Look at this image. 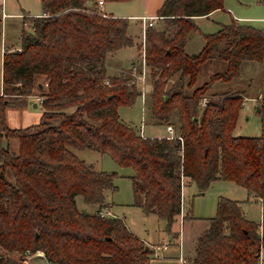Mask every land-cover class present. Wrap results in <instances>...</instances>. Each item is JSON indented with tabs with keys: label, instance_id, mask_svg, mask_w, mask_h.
Masks as SVG:
<instances>
[{
	"label": "trees",
	"instance_id": "1",
	"mask_svg": "<svg viewBox=\"0 0 264 264\" xmlns=\"http://www.w3.org/2000/svg\"><path fill=\"white\" fill-rule=\"evenodd\" d=\"M88 1L94 0H40V13L22 15L18 47L3 50L0 264H24L26 251L37 250L50 264H149L152 249L123 217L101 214L111 205L107 191L116 187V172L95 169L75 152L84 148L130 166L133 203L164 218L167 230L181 209L183 178L200 191L215 179L244 186L247 199L261 203L260 221L246 217L238 199L219 195L215 214L194 236L187 264H258L264 247V78L256 135L233 133L241 90L213 87L236 78L243 60L263 61L264 28L233 18L203 32L202 47L188 53L184 43L197 29L194 16L221 8L223 0H162L155 14L165 25L146 28L143 48L153 120L171 122L175 133L142 135L118 113L120 104L141 94L132 74L137 62L130 74L106 72L107 55L133 43L129 18ZM213 59L222 66L199 83L201 64ZM33 94L42 98L38 121L9 126L6 107ZM77 194L94 210L79 208Z\"/></svg>",
	"mask_w": 264,
	"mask_h": 264
},
{
	"label": "rangeland",
	"instance_id": "2",
	"mask_svg": "<svg viewBox=\"0 0 264 264\" xmlns=\"http://www.w3.org/2000/svg\"><path fill=\"white\" fill-rule=\"evenodd\" d=\"M19 1L20 3L17 5V7H9V9H18L20 11L28 10L30 14L40 13V0ZM158 1L159 0H106L104 3L105 10L101 8L104 11H111L114 14L122 16H128L130 14L138 15H132L130 18L132 24L134 23L136 30H138L136 35L141 41V48H139L140 51L138 52L139 60L136 61L137 64L135 65V69L132 70V74H134L137 79L138 85L141 89V94L137 95L134 101L128 105L120 104L118 106V113L124 122L132 125L142 135L170 134V132L166 130L167 123H157L152 117L151 102L148 96V90L150 88L148 68L145 66L143 72L142 63L140 61V54L143 48L142 44L144 40L143 32L148 26H146L144 30L142 27V19L135 18L141 17V15H154L152 13H154V8L157 6ZM247 6L252 7L254 4ZM225 15L226 13H224V16ZM213 17L215 18V15H213ZM195 24L197 29H191L190 32H192L191 34L197 33L194 36L196 39L201 41L204 39L202 36L203 32H212L217 28L215 21L211 20L210 18H199L196 20ZM4 25L5 27L3 30L5 32L6 43L12 42L17 45L20 42L21 28L23 26L22 17L8 15L3 21V26ZM24 25L27 28V24L24 23ZM164 25L165 22L161 18L156 17L153 21V24L150 26L163 27ZM195 38L192 37V40H195ZM134 51H136V47H127L122 49L118 53L117 61H119V63L121 62L125 67L130 66L129 62L131 61L130 59L132 55H134ZM139 63H141V66ZM117 64H114L112 57H109L108 72L116 74L118 72ZM219 67L220 65L217 63H209V61L201 64L197 77L198 82L200 83L206 79L208 71L219 69ZM137 69H140V71ZM263 78L264 64L261 62L257 63V61L253 59H245L242 65L240 64L238 79H232L227 82L218 81L216 86L213 87L215 90H241L243 95V103L239 110L240 115L237 124L233 129L234 134L256 135L260 133V114L256 108V103H258L257 97L263 85ZM235 80H238V83H236ZM1 96L10 98L14 97L12 94H2ZM28 98L35 100L34 94L30 95ZM22 101L24 100L16 99L15 106H20V104L23 103ZM39 108V106L33 107L31 105L27 116H24L23 113L17 114L15 109L10 108V113L8 111L10 123H14L13 125L19 126L37 122L39 115L36 113V111L39 110ZM168 123L171 124V122ZM173 133H175V128ZM9 142L11 147H13L16 144V139L10 137ZM75 152L86 162L91 163L95 169L116 172V175L113 179V183L116 185V187L114 189L108 190L107 192L111 202L110 210L113 214L122 216L129 229L144 239L146 244H148L152 249V255L149 260V264H175L173 262L170 263L167 259L157 258V255L159 256L162 254V251L156 250L155 246L166 241H169V246L172 244V242H179V239L182 243L183 255L186 257V259H188L191 253L187 252L186 248L189 244L190 237H192L191 234L188 235V231L191 227L190 225L193 223L195 224L196 222V220H194L191 216V213L197 217H200V220L214 215L216 212V202L219 195L240 199L241 201H239L241 202L242 208L246 211L245 213H247L246 215H248V217L255 220H258L260 217L259 202L247 199L245 187L234 182L233 180L219 179L211 182V184H209L205 190L200 191L193 181L183 178V186L181 189V202L183 204V211L179 212L175 216V220L172 223L171 228L167 230L165 227L166 221L164 218L158 217L154 213H146L139 205L133 203L132 182L129 176L132 173V168L130 166H121L108 153H102L92 148L75 149ZM75 199L79 208H85L89 211L94 210L95 205L86 204L80 194H77ZM189 214L191 217L187 218ZM197 225H201V222H199ZM171 240L172 242H170ZM261 256L264 258V247ZM23 263L50 264L44 257L41 250H37L34 253L26 251ZM177 264H179L178 260Z\"/></svg>",
	"mask_w": 264,
	"mask_h": 264
},
{
	"label": "crops",
	"instance_id": "3",
	"mask_svg": "<svg viewBox=\"0 0 264 264\" xmlns=\"http://www.w3.org/2000/svg\"><path fill=\"white\" fill-rule=\"evenodd\" d=\"M94 1H96V0H94ZM94 1H88V3L94 2ZM105 1L103 2L102 6H101L102 9H104ZM161 1L162 0H159L157 2V6H155V8H154L155 11L152 14L156 13V10L159 7ZM19 3H20L19 0H0V93L2 92V53H3V50L8 45L13 46V47H18V45H19V43L17 45H15L12 42L6 43L5 32L3 30L5 25L3 26V21L8 15L9 16H21L22 17L23 14H30L28 10L27 11L26 10L20 11L18 9H13V10L9 9V7L10 8L17 7V5ZM250 4H254V6H252V7L247 6ZM108 12L112 13L111 11H108ZM224 13H226L225 16H224ZM112 14H114V13H112ZM114 15H117V14H114ZM132 15L133 16H138V15L130 14L127 16L129 18V25H128L127 31L129 34H131L133 36V43L131 45L122 46V47L116 49L115 51H113L107 55V57H106V72H107V74H110V75L114 74V73L108 72V58L109 57H112L114 64L118 63L117 64L118 72L116 74H118L120 72H125V73L130 74L131 65L133 63H135L139 57L138 52L140 51L139 48H141L140 47L141 41H140V38H138V36L136 35L138 30H136L135 24L134 23L132 24V21L130 20ZM213 15H215V18L213 17ZM227 16H228V18H227ZM135 18H139V17H135ZM199 18H210L211 20L215 21L217 28H219V26L223 23L230 22V20L233 18L238 20V21L249 22V23H252L256 26H261L264 28V3L261 0H223V6L221 8H215L206 15L194 16V21L196 22V20ZM191 33L192 32H190V31L188 32L186 39H185V43H184V49L188 53L197 52L202 47V45L204 44V39H203V41H201V40H198L195 38L194 35H196L197 33H194V34H191ZM192 37H194L195 40L194 39L192 40ZM127 47H132V48L136 47V51H134V55H132V57L130 59L131 60L129 62L130 66L125 67L122 65L121 62L119 63V61H117V59H118L119 51H121L122 49L127 48ZM243 61L241 62V65H242ZM212 62L217 63L218 65H220V67L222 66V61H220V60H214L213 59V60L209 61V63H212ZM261 63L264 64V56H263V61ZM211 71L212 70L208 71V73ZM238 78H239V75L236 78H233V80L238 79ZM235 81H236V83H238V80H235ZM217 82L218 81H216L214 83V86H216ZM34 102H36L34 99L28 98L27 101L20 106H15V105L7 106L5 112H6V120H7L8 125L12 126V127L16 126V125H13L14 123H10V119L8 116V111L10 113V110H9L10 108L15 109L17 114L23 113L24 116H27L29 111H30L29 109H30L31 105L33 107L39 106L40 108H39V110L36 111V113L40 116V113H41L40 103L36 102V104H34ZM239 115L240 114L238 113L237 121H238ZM237 121H236V124H237ZM236 124H235V126H236ZM25 125H27V124H25ZM25 125H19V126H25ZM161 135H163V134H161ZM216 180H219V179L212 180L211 182L216 181ZM225 180H227V179H225ZM211 182H210V184H211ZM246 198H247V191H246ZM107 199L110 201L108 194H107ZM234 199H237V198H234ZM238 200H240V199H238ZM249 200L259 202L260 217L258 218V220H255V219H253V220L260 221L261 211H262L260 201L257 199L251 198V197L249 198ZM240 205H241V202H240ZM110 206H109V209H110ZM241 208H242V205H241ZM242 210H243L245 216L248 217V215H246L247 213H245L246 211L243 208H242ZM150 213H152V212H150ZM191 214L194 216L193 219L196 220V222H195V224L193 223L192 225H190L191 227L188 231V235L191 234L192 237H190V239H189V244L187 245L186 251L192 254L193 253V246H194V242H193L194 236L200 229H202L206 225V219H205L206 217L200 220V217H197L193 213H191ZM248 218L252 219L250 217H248ZM199 222H201V225L198 226L197 224H199ZM182 249H183V247H182ZM178 252H179V244L172 242L171 245H169L166 249L162 250L161 255H159V256L157 255V258L167 259L170 263L173 262V263L177 264V257L176 256H177ZM262 252H263V247L260 250V257H259V263L258 264H263V262H264V258H263V256H261Z\"/></svg>",
	"mask_w": 264,
	"mask_h": 264
},
{
	"label": "built area",
	"instance_id": "4",
	"mask_svg": "<svg viewBox=\"0 0 264 264\" xmlns=\"http://www.w3.org/2000/svg\"><path fill=\"white\" fill-rule=\"evenodd\" d=\"M103 2H104L103 0H97L98 7L102 8L101 6H102ZM156 17H158V15H156V14L149 15V16L148 15H141V17H139V18L142 19V27H143V29L145 30V27L146 26L152 25L153 24V21H154V19ZM144 32H143V36H144ZM142 46H144V40H143ZM140 59H141L142 68H143L142 70L144 72V67H145L144 48H142V51H141V54H140ZM140 77H142V76H140ZM34 96H35V101L36 102L40 103L42 101V98L40 96H38V95H34ZM166 130L168 132H170V134H168V135H172L173 134V131H174V128H173V126L170 123H168V124H166ZM181 201H182V197H181ZM181 206L182 207L180 209V212L183 211V204H182V202H181ZM101 214H113V213L107 207V208H104L101 211ZM170 242H172V240ZM177 243L179 244V252H178V254L176 256L177 257V260H178L179 264H187V259L183 255L182 243H181L180 239H179V242H177ZM168 244H169V241L168 242L166 241V242L161 243V244H157L155 246V249L162 251L163 249H166L168 247Z\"/></svg>",
	"mask_w": 264,
	"mask_h": 264
},
{
	"label": "water",
	"instance_id": "5",
	"mask_svg": "<svg viewBox=\"0 0 264 264\" xmlns=\"http://www.w3.org/2000/svg\"><path fill=\"white\" fill-rule=\"evenodd\" d=\"M39 85L41 86V83H40V82H39ZM34 104H36V102H34ZM256 108H257V110H259V105H257V106H256ZM84 212H85V210H84ZM145 247H146V248H148V247H149V245H148V244H146V245H145Z\"/></svg>",
	"mask_w": 264,
	"mask_h": 264
}]
</instances>
